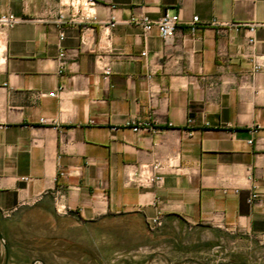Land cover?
<instances>
[{
  "label": "crops",
  "instance_id": "0c3cea01",
  "mask_svg": "<svg viewBox=\"0 0 264 264\" xmlns=\"http://www.w3.org/2000/svg\"><path fill=\"white\" fill-rule=\"evenodd\" d=\"M94 2L85 21L61 0H0L23 19L0 33L2 227L35 208L264 241V68L251 62L264 59V0ZM166 13L181 18L168 42L132 21ZM152 163L164 184L129 181Z\"/></svg>",
  "mask_w": 264,
  "mask_h": 264
},
{
  "label": "rangeland",
  "instance_id": "374dc122",
  "mask_svg": "<svg viewBox=\"0 0 264 264\" xmlns=\"http://www.w3.org/2000/svg\"><path fill=\"white\" fill-rule=\"evenodd\" d=\"M9 264H264V241L175 220L152 230L140 220L83 224L35 208L5 226ZM0 242V264H4Z\"/></svg>",
  "mask_w": 264,
  "mask_h": 264
},
{
  "label": "built area",
  "instance_id": "2783aa9c",
  "mask_svg": "<svg viewBox=\"0 0 264 264\" xmlns=\"http://www.w3.org/2000/svg\"><path fill=\"white\" fill-rule=\"evenodd\" d=\"M63 5H68L72 7L76 13L81 14L85 21L95 19V14L92 11V7L94 5V0H61ZM65 15L63 12L60 13V21H64ZM180 15L179 14H170L166 13L159 19H151L147 15H142L138 18H133L132 21L138 23L142 26L143 31L145 34H148L152 31H157L159 35L165 42L171 41L177 35L178 26L180 23ZM198 17H195L193 20V24L196 25L198 22ZM23 22V19L20 17L15 16L14 14H3L0 15V33L4 34L6 31L14 28L18 24ZM252 33L255 31L254 28L250 30ZM65 37V33L62 30L60 34L61 40ZM250 44L253 46L255 43V38L252 36L249 39ZM142 56H146V52L142 54ZM68 59L67 51L63 50L60 52L58 61L60 64V73L64 72L66 63ZM251 62L253 63L254 71H260L264 68V59H260L257 56H252ZM105 75L108 77L111 74V68L109 66L105 67L104 69ZM51 97L55 96V93L50 94ZM44 121V120H43ZM192 122V120H189ZM152 122L145 123L143 125H133L134 131H140L141 129L146 130H153L155 127L151 124ZM160 164L159 163H152L150 165L136 167L130 174H129V181L136 184L139 187H147L152 185H162L164 184L165 177L160 172ZM250 201L252 203L260 202V196L258 193H254ZM59 213L61 212L58 210ZM8 216V213H5ZM163 223L161 218H154L149 221L148 226L155 230L157 228L162 227Z\"/></svg>",
  "mask_w": 264,
  "mask_h": 264
},
{
  "label": "water",
  "instance_id": "95a60500",
  "mask_svg": "<svg viewBox=\"0 0 264 264\" xmlns=\"http://www.w3.org/2000/svg\"><path fill=\"white\" fill-rule=\"evenodd\" d=\"M0 242L3 246V249H4V254H5V257H4V264H9V249H8V245H7V242L0 230ZM30 264H46L43 260L41 259H36L34 261H32Z\"/></svg>",
  "mask_w": 264,
  "mask_h": 264
},
{
  "label": "trees",
  "instance_id": "16d2710c",
  "mask_svg": "<svg viewBox=\"0 0 264 264\" xmlns=\"http://www.w3.org/2000/svg\"><path fill=\"white\" fill-rule=\"evenodd\" d=\"M6 228L5 227H2V223H0V230H1V232H2V234H3V236H4V238H5V240H6V242H7V245H8V249H9V260H10V250H11V244H10V241H9V239H8V237L6 236V230H5ZM5 257V256H4ZM42 260V259H41ZM44 261V260H43ZM45 262V261H44ZM46 263V262H45Z\"/></svg>",
  "mask_w": 264,
  "mask_h": 264
}]
</instances>
